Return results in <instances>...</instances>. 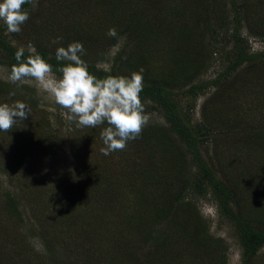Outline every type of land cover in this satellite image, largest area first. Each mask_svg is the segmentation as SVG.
I'll list each match as a JSON object with an SVG mask.
<instances>
[{
  "label": "trees",
  "instance_id": "obj_1",
  "mask_svg": "<svg viewBox=\"0 0 264 264\" xmlns=\"http://www.w3.org/2000/svg\"><path fill=\"white\" fill-rule=\"evenodd\" d=\"M42 1L39 0L38 7L41 6ZM215 1L197 0L192 6V8L196 9L197 16L191 17V19H188L186 13L190 12L192 8L190 9V5H184L183 10H178L176 25L172 26L174 33L170 35L168 32L170 36L166 35L169 36L166 37L163 35L166 34L164 30L169 21L166 22L167 16L165 12L162 15L165 20H160L153 14L136 10V7L134 9L128 8L133 4L137 6L139 0H50L49 12L45 6L44 14L46 16L52 13L54 17L59 19L57 20V23L60 22L58 24L63 23V21L68 24L75 22L70 25L81 24L83 26L102 28L105 32L95 35L91 31L83 32L82 29L77 27L72 32L66 30L62 34L57 32V30L55 31L52 24L50 27L42 23L37 27L31 44L39 54L48 59V62L56 70L66 63L56 60L57 48H67L70 43L81 42L83 46L85 45V54L82 58L88 62L91 72L99 77H104L108 74L127 76L129 74L127 62H132L129 69L134 71H139L141 67H144V64H147L145 60L148 55L147 43L149 41L153 42L151 46L154 47H158V43L159 47L163 43L168 44L169 40L172 43L180 42L182 44L181 48L184 49L179 51L181 56L177 60L178 63L184 62L183 60L185 59L181 57L186 53L188 49L186 47L195 42L193 29L200 24L205 27L210 26V29H212L209 12H213ZM235 2L237 1H231L233 5L230 13L228 11H224L222 15H219V12L217 13L218 21L224 18L227 24L228 16H232L236 23L233 36L231 35L234 47L228 50L225 55L229 59L230 64L224 75H231L241 67V70L250 73V82L254 79L264 80V51L254 53L248 51L247 46H245L247 40L241 38L239 34V26L244 16L247 22H254L258 17H254V13L250 11L252 6H246V4L238 6L234 4ZM32 4L33 0L32 3L24 5V9L28 11ZM249 11L251 19L248 16ZM65 24L63 23L61 30L69 29L70 25ZM179 24L182 26L180 27ZM121 26L128 30L129 40H127L125 46H129V48H124L118 53L115 64L110 69L99 67L97 62L101 60V55L97 52L95 53V51L101 49L96 45V47L93 46L95 49L93 50L91 47H87V44L94 35V42L96 40L100 41L101 46H105L106 43H112L116 36L120 34ZM168 27L170 28V26ZM217 27L223 28L224 23L220 21ZM110 28L116 29L117 35L115 37L107 35ZM5 30H7V26L3 23L0 25V64L9 67L11 73L12 66L17 63L15 53L19 48L7 40L4 33ZM212 30L214 33H219L215 29ZM51 36L60 37V42L52 43L53 37ZM135 43L139 47H135ZM195 54L199 55L200 51L197 52L196 50ZM27 55H29V52L28 49H25V57ZM189 55L192 61L197 59L192 56L190 51ZM119 59L122 60L119 61ZM191 60L187 62H191ZM123 63L125 66L122 65ZM183 67L185 70L183 80L179 78L180 76L175 77L174 75L155 76L154 73H150V70L143 73L144 88L141 97L145 104V109L148 106L146 102L150 101L152 103L151 107L154 109L161 108L170 124V127L166 129L154 125L143 128L142 134L137 139L127 143L126 149L133 148L135 152H138V148H145L147 155L145 161L137 162L139 157L135 158L133 159V167L127 165L128 162L126 161L120 167L121 170L117 169L116 171L109 169V163L104 161V165L99 166L100 171L95 175V186L86 190V194L100 198L107 205L123 206L122 202H125V204L128 202L123 188L124 181H128L129 192L136 195L139 200L135 203L133 211L127 210L128 213L124 214L123 219H117L118 222L122 221L124 223L122 225L126 229L116 226L118 222L115 219L111 220L107 212H105V215H100V217L95 214V218L99 217V219L93 223H91L89 218H83L84 214L82 212L71 219L63 212L64 215L60 214V217L57 215L58 220L54 227L57 230L59 229V233L56 235H48L44 229L34 230L32 227L35 231L34 235L39 236L44 246L45 255L51 264H54V262L55 264H76V262L78 264H92L88 263L91 260L89 258H92L94 253L98 251V245H101L98 232L102 233L104 231L102 228L106 232L108 231L111 236V240L107 238L110 240V248L107 247L108 253H106V257H109V264H115L118 260H120L119 264H131L134 259L137 264L140 262L143 264L136 252L138 248L144 253L147 264H180V260L177 258L180 257L177 248L182 242L183 236L188 237L190 244L191 242L193 243L191 244L193 248L196 250L200 248L199 252L201 254L207 255L211 253L213 248L210 249L209 247L211 241L209 240L210 237L205 234V232H208L207 229L204 227L203 232L200 219L191 220V215H188L185 210L192 208L191 206L194 205L193 201L188 199V193H192V195L211 193L219 212L229 218L238 230L239 240L243 249L242 264H251L260 248L264 246V222L253 224L251 219L246 217L243 208L247 205L241 201L239 194L241 184H244L247 176L246 173L252 168V165L250 167L248 165L259 154L264 158V121L254 124L244 123L242 121L244 118H240V109L236 111L231 103L232 94L229 95L227 102L221 106L220 110L219 107H216L215 111L219 115L220 122L225 123L222 135H243L244 138L242 136H239V138L252 149L250 159L242 158L240 160L237 158L234 165L226 160L221 161L219 164L221 175H218L214 165L205 159L202 149L211 137L219 136L221 131H218L217 126L213 127L206 120L192 125L187 115L183 112L178 98L179 94L182 96L183 94H190V99L193 98L195 100V97L207 85L206 82L199 83V85H190L191 87L183 91V93H177L175 89L180 88L182 85H188L192 81L191 77L196 74L194 71L191 74H187L189 69L184 65ZM56 75L60 76L61 74L57 71ZM222 77L225 76L219 75L214 81L210 82L212 84H220ZM243 83L248 84V82ZM12 94L16 95L10 84L0 80V96L7 97L12 96ZM29 102L31 101H26V104ZM228 105V111L224 113L228 117L223 120L220 111ZM232 114H235L234 118ZM106 126V124L101 125V130ZM16 130L13 129L11 132H16ZM171 133L176 134L191 153L193 170L188 166L189 164L186 160L183 159V147L178 146L172 140ZM38 135L43 139L46 138L48 142L52 141L49 137L51 133L48 135L45 131H39ZM227 166L232 167L227 168ZM238 168L242 170L240 171ZM1 170L7 172V170ZM263 173L264 159H262L261 168H257L254 171L246 185L251 187L259 185L261 190L264 189V183H253L250 181L251 179L257 181L260 177H264ZM253 200L262 204L261 206L264 210V194L262 192L257 199L254 198ZM141 207L143 208L141 209ZM12 209L18 212L17 206L14 205ZM110 226H113V229L111 228L112 231L109 229ZM65 227L68 229H65ZM118 229L124 233L126 231L130 235L122 237L118 234ZM66 236L70 240L58 241ZM104 237H102V240ZM216 240L214 252L219 254V247H216V245H219L222 240ZM197 242L204 243V249L199 244L197 245ZM5 245V249L8 250L7 255H0V264H24V261L32 264L33 260L42 258L40 257L42 255L34 247L30 246V242H23L22 233L17 237H12L11 242ZM24 248L23 257H21L20 251ZM0 253L5 254L1 248ZM97 258H99V253ZM17 259L19 260L15 262ZM11 260H14V262L11 263Z\"/></svg>",
  "mask_w": 264,
  "mask_h": 264
},
{
  "label": "rangeland",
  "instance_id": "obj_2",
  "mask_svg": "<svg viewBox=\"0 0 264 264\" xmlns=\"http://www.w3.org/2000/svg\"><path fill=\"white\" fill-rule=\"evenodd\" d=\"M196 1L139 0L137 6L133 4L128 8L134 9L136 7V10L153 14L160 20H165L162 18L165 12L167 16L166 22L169 21L167 25L170 26V28L167 25L165 27L164 33L166 34L163 36H166L174 33L172 26L176 25L178 10H183L184 5H190L191 9ZM231 1L216 0L213 4V12H209L212 23L211 28L219 33H214L210 26L205 27L203 24L193 29L195 42L186 47L188 49L181 57L185 59L183 60L184 62L178 63L177 60L181 56L179 51L184 49L181 48L182 44L180 42L172 43L169 40L168 44L163 43L159 47L158 43V47H154L151 46L153 42L149 41L147 43L148 55L145 60L147 64H144L143 67L144 72L150 70V73H154L155 76L174 75L175 77L180 76L179 78L182 80L183 74H185L183 65L189 69L187 74H191L193 71L196 72L191 77L192 81L188 85H182L180 88L175 89L177 93H183V91L191 87L190 85H199V83L206 82L207 86L195 97V100L193 98L190 99V94H183V96L179 94L178 98L183 112L187 115L192 125L206 120L213 127L217 126L218 131H221L219 136L211 137L202 149L205 159L214 165L218 175H221L219 168L221 161L226 160L234 165L237 158L240 160L242 158L250 159L252 149L239 138V136L243 137V135H222L225 123L220 122L219 115L215 111L216 107H219L220 110L221 106L227 102L229 95L232 94L231 103L236 111L240 109V118H244H242L244 123L254 124L264 121V80L254 79L250 82V73L241 70V67L231 75H224L230 64L229 59L225 55L228 50L234 47L231 35L233 36L236 23L232 16H228V23L226 24L224 18H222L220 21L224 23V27H217L220 22L217 19V13L219 12V15H222L224 11L230 13L233 5ZM236 1L234 4L238 6H244L245 4L246 6H252L250 11L254 13V17H258L254 22H247L245 16L241 20L239 34L241 38L247 40L245 46L251 53L264 51V0ZM38 3L39 0H33L32 6L28 9L30 18L22 25V30L19 33H10L8 30L4 32L7 40L17 48L24 47L27 49V46L35 36L37 27L42 23L50 27L52 24L55 31L57 30V32L62 34L66 30L72 32L77 27L82 29L83 32L91 31L95 35L105 32L102 28L83 26L81 24L70 25L75 22L68 24L64 21V24L66 23L70 26L69 29L61 30L63 23L58 24L60 23H57L58 18L54 17L52 13H49L51 16L49 14L45 16L44 14L45 6L47 10L49 9L50 0H43L40 7H38ZM250 11L248 12L249 17ZM186 14L188 19L197 16L194 8ZM141 19L144 20L143 18ZM3 23V21H0V25ZM179 26L181 27L182 25L179 24ZM119 33L112 43L105 42V46H101L102 44L98 40L94 42L95 35L87 44V47H91L93 50H95L94 47L96 45L101 49L95 51V53L97 52L101 55V60L97 62L99 67L110 69L115 64L118 53L124 48H129V46H125L127 40H129L128 30L121 26ZM56 38L57 36L53 37L51 42L53 43ZM135 47H139V45L135 43ZM196 50L197 52L200 51L199 55L195 54ZM189 51L197 59L192 61ZM205 54L207 55L205 56ZM122 59H119V61ZM190 60L191 62H187ZM131 64L132 62H127V71L129 73L127 76L134 72V70L129 69ZM122 65L125 66L124 63ZM219 75L225 76L222 77V82L220 84H212L210 81H214ZM9 77V67L0 64V80L9 83L16 94L7 97L0 96V103L11 105L16 101L24 103L31 101L27 104L30 106L31 115L23 122H18L14 125L10 131H0V228H2L0 230V248L5 253H0V255H7L8 250L5 249V244L11 242L12 237H17L22 233L23 242H30V246L34 247L42 255L40 256L42 258L33 260L32 264H41V262L43 264H51L45 255L44 246L39 236L34 235V230L42 228L48 235L58 234L59 229L57 230L54 225L57 224V215L60 217V214L64 215L63 212L69 216V219L82 212L84 214L83 218H89L91 223L97 221L100 215H105V212L110 215L111 220L123 219L124 214L135 209L134 205L139 200L136 195L129 192L128 181H124L125 184L123 186L128 202L127 204L122 202L123 206L107 205L100 198L86 194V190L95 186V175L100 171L99 166L104 165V161L109 163V169L115 171L117 169L121 170L120 167L126 161L128 162L127 165L133 167V159L139 157L137 162L145 161L146 150L142 147L144 149L138 148V152H135L133 148H125L122 151H114L109 155H104L101 151L105 147L100 135L103 130H101V126L96 128L77 127L75 123L66 120V110L57 105L54 98L44 92L34 79L28 83H13ZM243 82H248V84ZM207 100L208 102H206ZM146 103L148 105L146 113L149 114L150 119L144 128L153 125L161 126L164 129L169 128L170 124L161 108L154 109L151 107L152 103L150 101ZM228 107L229 105L220 111L223 120L228 117L224 114L228 111ZM13 129H17L16 132H11ZM39 131H45L48 135L51 133L49 137L52 141L48 142L46 138H41L38 135ZM171 134L172 140L178 146L183 147V159L186 160L189 165L186 164L193 170L191 153L176 134ZM262 159L264 158L259 154L248 165L249 167L252 165V168L246 173L244 184H241V190L239 191L241 201L247 205V208H243L244 214L251 219L253 224L264 222L262 204L253 200L254 198L257 199L261 192L264 194V189L261 190L259 185L251 187L246 184H248L254 171L257 168H261ZM231 167L227 166V168ZM1 169L7 170V172H3ZM239 169L240 171L242 170L241 168ZM250 181L253 183H264V177H260L257 181L253 179ZM187 195L194 205L191 206L192 208L185 210L188 215H191V220L200 219L202 231L204 232V227L207 229L208 232H205V234L210 237L211 245L209 247L213 249L207 255L201 254L199 252L200 248L197 250L193 248L191 246L193 243L191 242L190 244L188 237L183 236L182 242L177 248L180 256L177 258H179L180 264H242L243 249L239 240L238 230L229 218L219 212L211 193L208 192L205 195L188 193ZM14 205L17 206L18 212L13 211ZM12 213L14 214L12 215ZM95 214L99 217L95 218ZM39 222L41 223L39 224ZM122 223V221H119L116 226L121 229L125 228ZM197 224L199 225V223ZM112 227H109L110 231H112ZM65 229L68 228L65 227ZM102 230H104L102 233L98 232L101 245H98V251L94 253L92 258H89L91 260L88 263H110L106 253H108L107 247L110 248L111 236L104 228ZM118 230V234L122 237L130 235L126 231L124 233L120 229ZM103 236L105 237L102 240ZM216 239L222 240L219 245H216V247H219V254L214 252V247L217 243ZM67 240H70L68 236L60 238L58 241L64 242ZM198 244L204 249V243L197 242ZM120 250L122 252L121 247ZM23 251H25V248L20 251L21 257H23ZM136 252L139 260L143 261V264H147L144 253L139 248L136 249ZM98 253L99 258H97ZM18 260H15V262ZM134 261L135 259L131 264H137ZM10 262L13 263L14 260ZM118 262L115 264H119ZM24 264L29 263L24 261ZM251 264H264V246L260 248Z\"/></svg>",
  "mask_w": 264,
  "mask_h": 264
},
{
  "label": "clouds",
  "instance_id": "obj_3",
  "mask_svg": "<svg viewBox=\"0 0 264 264\" xmlns=\"http://www.w3.org/2000/svg\"><path fill=\"white\" fill-rule=\"evenodd\" d=\"M30 3L32 0H0V21L6 24L8 32L22 30V25L30 18L24 5ZM107 35L115 37L116 29L110 28ZM60 39L56 38L53 43H59ZM27 49V57L24 47L15 53L17 63L11 68V82L28 83L34 79L57 105L66 110V120L77 127L96 128L106 124L100 133L105 145L101 149L104 155L124 150L129 141L142 134L150 119L141 97L143 67L129 76L108 74L99 77L90 71L88 62L82 58L85 49L81 42L57 48L56 60L66 63L56 70L31 43ZM57 71L60 76L56 75ZM30 115V106L24 102L0 103V131H10Z\"/></svg>",
  "mask_w": 264,
  "mask_h": 264
}]
</instances>
